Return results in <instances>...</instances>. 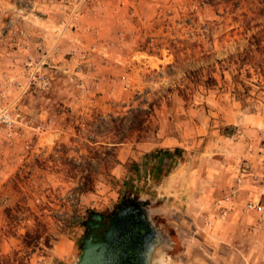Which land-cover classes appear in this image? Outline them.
Returning a JSON list of instances; mask_svg holds the SVG:
<instances>
[{
    "label": "rangeland",
    "instance_id": "obj_1",
    "mask_svg": "<svg viewBox=\"0 0 264 264\" xmlns=\"http://www.w3.org/2000/svg\"><path fill=\"white\" fill-rule=\"evenodd\" d=\"M263 9L264 0H0L3 68L30 53L2 39L17 26L31 47L45 32L61 49L51 87L20 103L44 132L30 150L17 143L0 152V264L74 263L86 216L129 195L148 203L168 234L159 264H264L259 215L240 211L263 191L253 175L264 161V61L259 74L235 70L246 54L264 60L251 38ZM76 47L91 62L79 73ZM235 81L250 90L234 96ZM148 103L149 118L131 132L123 123L127 139L111 146L112 120ZM159 148L178 151L153 179L157 160L145 155ZM243 163L250 176L237 186L235 210L221 216L216 203Z\"/></svg>",
    "mask_w": 264,
    "mask_h": 264
},
{
    "label": "built area",
    "instance_id": "obj_2",
    "mask_svg": "<svg viewBox=\"0 0 264 264\" xmlns=\"http://www.w3.org/2000/svg\"><path fill=\"white\" fill-rule=\"evenodd\" d=\"M65 5V4H63ZM73 16L79 12L77 8H73ZM70 22V18L65 24ZM12 33L6 30V34L2 36L9 47H15L21 50H29L22 64L17 69L3 68L0 64V152L1 149L11 150L19 143L21 148L28 149L37 142L38 137L44 132L43 126L34 119L27 118L21 109L22 100L29 92H40L48 90L52 84L51 69L54 68L55 58L60 55V44L57 38L52 39L50 45H47L50 36L41 32L39 40H36L31 47L25 29L15 27ZM32 50H35L33 54ZM77 50V51H76ZM73 53L78 54V60L74 65L75 73L81 72L83 69L91 65L89 55L80 51L78 47L73 48ZM102 63L106 64V60L102 59ZM122 86L128 87V82L121 76ZM95 82L98 86L99 79ZM16 91L12 98H6L10 91ZM6 99V102H5ZM5 153L0 154V170L3 168ZM249 168L245 163L238 167L239 172L235 177V187L230 188L217 203L220 207L219 214L225 216L235 210V201L237 196V186L241 184L243 176L249 175ZM258 181V185L263 191L259 193V202L246 199L240 205V211L244 214L256 213L259 215V226L264 228V161L259 163L258 177L253 175Z\"/></svg>",
    "mask_w": 264,
    "mask_h": 264
},
{
    "label": "water",
    "instance_id": "obj_3",
    "mask_svg": "<svg viewBox=\"0 0 264 264\" xmlns=\"http://www.w3.org/2000/svg\"><path fill=\"white\" fill-rule=\"evenodd\" d=\"M138 203L143 200L141 198L136 199ZM92 218L100 217L97 212L92 211L90 213ZM141 217V218H140ZM135 221L138 225L147 228L151 225L148 215L142 213V215L137 216L136 207H127L120 210L115 217L110 220V228L106 232L105 240L92 241L91 237L82 236L80 239L79 254L72 264H159L158 257V247L160 243L158 242H147L144 239L143 245L136 244V248H146L141 255H135L130 261L131 257H127L126 252L123 247V239H114L111 233L117 231V228L134 226ZM88 227L90 224L87 222ZM146 225V226H145ZM154 243V244H153ZM129 247L130 244H128ZM156 248V249H155ZM157 251V252H156ZM141 257V260H137Z\"/></svg>",
    "mask_w": 264,
    "mask_h": 264
},
{
    "label": "flooded vegetation",
    "instance_id": "obj_4",
    "mask_svg": "<svg viewBox=\"0 0 264 264\" xmlns=\"http://www.w3.org/2000/svg\"><path fill=\"white\" fill-rule=\"evenodd\" d=\"M136 199L137 198L133 197L132 195L124 196L119 199L115 207L109 209L108 211H97L100 217L92 218L89 213L84 220V229L82 232V236L91 237L92 241H104L106 232L110 228V220L115 217L120 210L125 209L127 207H136L137 216H140L142 215V213H145L146 215H148L151 225H148L145 229V227L138 225V222L135 221L133 227L130 226L123 227L120 229L117 228V231L111 233V235H113L114 239H117L119 237L124 238L122 240L124 243L123 250H125L127 257H131L130 261L134 258L135 255H141L143 251H146V248H136V244L141 245L142 243L143 245L142 241L144 239H147V242L160 243V247H158L157 250L159 252L157 258H159L160 253L166 251L165 248L167 247V241L165 235L168 234L166 231H164L158 221L153 220V216L151 215L148 203H146L145 201L138 203ZM87 222L90 224L89 227L86 225ZM128 244H130L131 247H129ZM137 260H141V257H139V259Z\"/></svg>",
    "mask_w": 264,
    "mask_h": 264
},
{
    "label": "trees",
    "instance_id": "obj_5",
    "mask_svg": "<svg viewBox=\"0 0 264 264\" xmlns=\"http://www.w3.org/2000/svg\"><path fill=\"white\" fill-rule=\"evenodd\" d=\"M263 13H264V9H263ZM251 38L253 39L254 42V50L259 51V53H264V25L261 26L259 29H257L255 31L254 34L251 35ZM246 57H248V61L240 62V65L235 69L238 71V74L240 72V69L244 66H247L248 68H253V70L255 71V73L259 74V72H261L262 70V62L264 60H259V61H252L249 59V54H246ZM209 77V76H208ZM234 77V76H233ZM262 80H264V77L262 78ZM261 79L259 80V82L262 81ZM234 82V81H233ZM233 94L234 96H238L239 97V90L243 89L245 91L250 90V87L245 85L243 82L240 81H235V83H233ZM151 110H152V104L148 103L147 104V108L146 109H142L140 107H135L132 109H128L125 114L121 117L115 118L114 120H112L113 123L117 122V125L113 126V137H114V141H111L113 143V145L111 146H116L119 143H122L124 140L127 139V136L129 135L128 133L122 131L121 129V125H123V123H128V131L131 132L132 130H137L141 127V124L147 120L151 114ZM136 140H141V139H145V137L143 136H137L135 138ZM174 151H178L177 148H174L173 151H170L167 148H159L156 149L154 152H151L149 154L145 155V159H150V160H157L156 164H151L149 166V175L151 176V178H157L159 177V165H161L162 163V158L164 157H170L172 155V152ZM146 162H149V160H146ZM129 169L134 170L135 172H138V167L136 165V163H131ZM86 188V187H85Z\"/></svg>",
    "mask_w": 264,
    "mask_h": 264
},
{
    "label": "crops",
    "instance_id": "obj_6",
    "mask_svg": "<svg viewBox=\"0 0 264 264\" xmlns=\"http://www.w3.org/2000/svg\"><path fill=\"white\" fill-rule=\"evenodd\" d=\"M6 8H8V7H6ZM43 24V23H42ZM6 52V51H5ZM9 52V51H8ZM3 53V52H2ZM2 53H0V62H1V60L3 61V63L4 64H10V58H8V57H5L8 53H6L5 55L4 54H2ZM13 53L14 52H12V53H10V57L11 58H14V55H13ZM3 55V56H2ZM12 64V63H11ZM246 118H249V119H254L255 117H246ZM262 121H263V123H264V119H263V115H260L259 114V124H261L262 123ZM262 123V124H263ZM261 155V154H260ZM232 160V158H230V161ZM231 163V162H230ZM221 171V170H220Z\"/></svg>",
    "mask_w": 264,
    "mask_h": 264
}]
</instances>
